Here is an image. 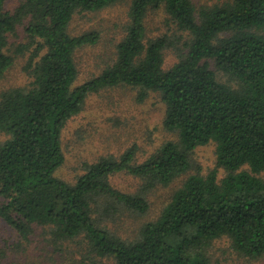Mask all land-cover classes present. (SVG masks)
<instances>
[{"label":"trees","instance_id":"trees-1","mask_svg":"<svg viewBox=\"0 0 264 264\" xmlns=\"http://www.w3.org/2000/svg\"><path fill=\"white\" fill-rule=\"evenodd\" d=\"M116 1L22 0L10 12L0 0V77L14 61L8 34L25 19L35 44L27 63L30 83L0 93V132L7 135L0 143V218L23 241L34 226L48 228L55 239L83 236L88 250L114 264H210L208 250L222 237L240 256L264 257V0H225L198 9L191 0H131L115 61L73 86L75 51L99 37L95 31L70 34L73 14ZM161 7L186 34L178 61L168 69L163 52L172 39L147 37L145 25L148 11ZM119 84L137 87L139 100L158 92L164 126L178 140L140 163L132 145L118 158L88 164L74 183L57 177L64 124L89 93ZM209 142L215 144V167L188 175L134 239L97 223L100 199L112 200L111 208H148L143 193L115 189L110 175L140 178L144 190L166 186L189 169L191 151ZM218 168L224 170L221 178Z\"/></svg>","mask_w":264,"mask_h":264},{"label":"rangeland","instance_id":"rangeland-1","mask_svg":"<svg viewBox=\"0 0 264 264\" xmlns=\"http://www.w3.org/2000/svg\"><path fill=\"white\" fill-rule=\"evenodd\" d=\"M21 1L5 0L4 8L11 12ZM191 1L198 9L225 0ZM130 3L131 0H117L99 10L76 11L73 14L68 25L70 34L95 31L99 36L94 44H86L75 51L77 75L73 86L97 76L115 61L116 45L123 38L128 23ZM26 23L25 19L13 33L8 34L7 52L13 55L14 61L0 77V93L9 88L27 86L32 79L27 63L35 44L30 42L26 34ZM145 25L147 37L166 34L172 39L173 45L163 52V68L168 69L178 61V52L183 50L186 34L177 29L162 7L148 11ZM22 44L27 45L22 47ZM210 66L215 69L213 62ZM217 75L221 80L228 81L219 71ZM137 92L135 86L119 84L102 88L85 97L80 111L70 117L62 128L60 140L64 160L55 171L57 177L74 183L88 164L104 156L118 158L132 145L136 147L135 162L140 163L165 142L178 140L177 132L164 126L165 105L159 93L148 91L144 99L139 100ZM6 138L7 135L0 132V143ZM189 157L190 167L186 173L166 186L158 185L144 190L140 178L125 172L110 175V184L115 189L131 194L143 193L148 208L142 213L122 205L111 208L107 202L112 200L100 199V205L93 214L97 223L124 240L134 239L143 223L158 217L173 192L188 175H205L215 167V144L209 142L197 146ZM223 175L224 170L218 168V178ZM87 243L83 236L55 239L49 229L43 226H34L29 240L23 241L0 218V264H114L112 259L100 257L88 250ZM208 255L210 264H264V257L252 260L233 252L226 237L214 240Z\"/></svg>","mask_w":264,"mask_h":264}]
</instances>
